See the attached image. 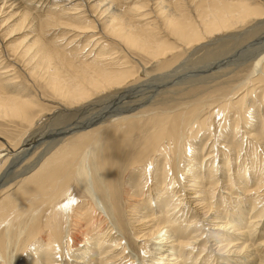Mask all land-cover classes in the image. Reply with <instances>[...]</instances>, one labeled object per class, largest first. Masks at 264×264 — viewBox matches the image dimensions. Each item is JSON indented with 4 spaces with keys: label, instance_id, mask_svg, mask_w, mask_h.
<instances>
[{
    "label": "bare ground",
    "instance_id": "obj_1",
    "mask_svg": "<svg viewBox=\"0 0 264 264\" xmlns=\"http://www.w3.org/2000/svg\"><path fill=\"white\" fill-rule=\"evenodd\" d=\"M135 1L145 6L127 7ZM261 34L264 0H0V122L23 139L50 124L57 134L13 175L21 144L0 137V264L16 246L20 264H144L150 244L152 264H264V49L251 67L234 57ZM202 66L206 76L174 83ZM237 191L249 207L225 221L213 199L227 208Z\"/></svg>",
    "mask_w": 264,
    "mask_h": 264
},
{
    "label": "rangeland",
    "instance_id": "obj_2",
    "mask_svg": "<svg viewBox=\"0 0 264 264\" xmlns=\"http://www.w3.org/2000/svg\"><path fill=\"white\" fill-rule=\"evenodd\" d=\"M132 6H136V7H139V8H142V7H144L145 6V3L143 2V1H135V2H133V3H131L129 6H127V7H132ZM45 7V5H43V8ZM48 7V6H47ZM5 34H8V32L7 33H5ZM262 35V36H261ZM259 37L257 36V37H255V39L253 38V39H251L249 42H247L246 44L247 45H245V47L243 48V49H241L242 51H238V50H240V49H238L237 51V54L235 53L234 54V57L235 56H237V58L235 57V59L236 60H241V61H239L241 64H247L248 66H252L253 65V61H249L250 60V58H253L254 57V54L256 53V52H258V51H260L261 52V50L262 49H264L263 47H264V34H261ZM11 36V37H10ZM27 36H28V33H27V31L25 30V29H23V30H21V31H18L16 34H12V35H9L8 36V41H6V43H5V48H6V50H7V54H8V56H10V57H12V56H15V54H17L18 52H20L21 51V48H23V46L25 45V40H26V38H27ZM58 36L60 37V35L58 34ZM10 38V39H9ZM60 40H62L61 39V37H60ZM111 43V48H113V49H115V50H119V46L117 45V44H115V43H113V42H110ZM85 44V43H84ZM251 51V52H250ZM252 52H254V53H252ZM249 53V54H248ZM241 54V56H239ZM123 55V54H122ZM137 56H139V55H137ZM137 56H136V54H134L133 55V57L135 58V59H137ZM132 57V58H133ZM245 57V58H244ZM133 58V59H134ZM140 59V58H139ZM248 59V60H247ZM18 65H20V67H21V70L22 71H27V67H24V65H23V60H21L20 58H18ZM136 62L134 63V67L135 68H137V70H139L140 69V67H139V64H138V60H135ZM245 62H247V63H245ZM143 63H144V65H146V63H148L146 60H144L143 59ZM191 64H188L187 65V67H189ZM186 67V66H185ZM183 68V70L181 71V72H179V73H181V75H179V74H177V75H174V77H173V81H174V83H179V82H182V80H185V79H187L188 77H194V78H201V77H204V76H206L207 75V73L208 72H205L204 71V69L205 68H203V66H202V68H199V69H197V68H193V69H186V68ZM205 67V66H204ZM210 67H212L213 69H214V67L213 66H208V67H206V69L207 70H209V69H212V68H210ZM31 68H34V75L35 76H38L39 75V72L40 71H43L44 70V65L43 64H39V59H37V60H35L34 61V63L31 65ZM186 69V70H185ZM197 69V70H196ZM248 70H250V69H248ZM196 71H197V73H196ZM204 71V72H203ZM28 72V71H27ZM214 71H211V73H213ZM186 73V74H185ZM182 74H183V76H182ZM188 74H190V75H188ZM245 74H248V72H246ZM244 74V75H245ZM153 75V74H152ZM20 77V79L22 80V85L25 87V85L27 86V88L28 89H30L31 91H38L39 93H40V95L44 98V99H49V98H51L52 97V94H51V92H50V88H49V86L48 85H46V84H44V83H42V82H39V81H36V84L35 85H33L32 84V82L31 81H29V79L26 77V75L24 74V72H21L20 73V75H19ZM180 76V77H179ZM219 80H221V81H219ZM219 80H217L218 81V83H220V82H223L224 80L222 79V78H220ZM223 80V81H222ZM217 81L216 82H214L211 86H213L214 84H218L217 83ZM191 86H195V85H191ZM191 86H186L187 88H189V87H191ZM186 87H183V86H181V87H176V90H177V92H179V91H181L180 89H186ZM175 88V87H174ZM173 88V89H174ZM176 92V91H175ZM177 97V96H176ZM177 98H179V96L177 97ZM52 125L50 124V125H48V127H46L45 128V130H43V131H41V132H39V133H37V135L35 134V135H33V136H27L26 137V139L24 138H22V136H21V132L18 130V129H16V128H14V127H19L16 123H12V122H9V123H5L4 124V122H0V137H2L4 140L5 139H7V140H9V141H12V142H15V143H17V144H21V147H19L18 148V150L16 151V156L14 155V156H9L10 157V159H11V162H10V164L7 166V170L8 169H10L9 171L10 172H8L7 170V173L10 175V173L13 175L14 173L13 172H17V170H20V169H23V168H25V166H24V164L25 163H22V164H20V163H16V161H18V160H20V159H24V158H27L28 156H32V155H34L35 154V152H38L39 150H41V149H45L46 147H48L53 141H54V139H56L57 138V134L55 135V133H51V132H54V127H51ZM51 130H49V129ZM53 129V130H52ZM48 131V132H47ZM42 133V134H41ZM54 134V135H53ZM56 136V137H55ZM23 142V143H22ZM3 143L4 142H2V140H0V146H2L3 145ZM46 143H47V145H46ZM49 143V144H48ZM45 146V147H44ZM252 151V150H251ZM259 151V150H258ZM253 153V152H252ZM254 154V153H253ZM30 158V157H29ZM248 159V160H247ZM246 160L248 161V162H250V158H247ZM14 160H15V162H14ZM246 164H247V162H246ZM239 165V164H238ZM10 166V167H9ZM251 166V164L249 165V167ZM248 167V172H249V168ZM251 167H253V166H251ZM16 169V170H15ZM205 169V167L204 168H202V170H204ZM206 169H207V167H206ZM254 172H257L258 171V169H254L253 170ZM255 174V173H254ZM252 175H253V173H252ZM220 183H221V180L219 181V185H220ZM250 185V184H249ZM242 186V185H241ZM177 188H178V190H177ZM177 188H176V192H177V194H176V196H175V198H174V200H176L177 201V199L179 198V197H181L179 200H182V202L185 204V202H187V197L188 196H186V193L181 189V187L179 188V186H177ZM180 190H181V192H180ZM186 191V190H185ZM187 193L189 192V191H186ZM227 193V192H226ZM237 193H238V191H237ZM239 195H235L234 197H233V201H234V203H232L231 205H229V207H227V208H225L226 206V204L227 203H225V201H226V197L224 196V200L222 199V201H221V199H220V197H218L219 195L218 194H216V198H214L213 199V201H214V204L215 203H218L217 204V207H221V209H222V211L225 209V211H223V213H222V217H226L225 218V221H230V222H232V221H234L238 216L237 215H233L234 213L236 214V212H237V210H238V208H241V207H243L245 204V206L248 208L249 207V203H247L246 201L244 202L243 200L242 201H238V203H235L236 201V197L238 198V196H239V198L238 199H241L242 198V193H238ZM240 194H241V196H240ZM179 195V196H178ZM184 197V198H182V196ZM189 195V194H188ZM184 200H185V202H184ZM218 201V202H217ZM221 202V203H220ZM224 202V203H223ZM244 204H243V203ZM220 204V205H219ZM243 205V206H242ZM231 206H233V207H231ZM236 206V207H235ZM238 206V207H237ZM241 206V207H240ZM184 207V206H183ZM224 208V209H223ZM231 208V209H230ZM233 208V209H232ZM234 208H236V209H234ZM187 209V208H186ZM184 210V213L182 214L181 212V214L180 213H178V214H176V217H178V219H180V222H182V221H184V218L183 217H185V219H186V213H187V210ZM235 211V212H234ZM186 212V213H185ZM194 212V211H193ZM227 214H226V213ZM230 212H232V213H230ZM234 212V213H233ZM254 213H255V211H253ZM252 212V213H253ZM253 213V214H254ZM180 215H182V216H180ZM179 216H180V218H179ZM228 216V217H227ZM173 217V216H172ZM233 217V218H232ZM235 217V218H234ZM187 218H189V215L187 216ZM226 219H228V220H226ZM231 219V220H230ZM234 219V220H233ZM182 220V221H181ZM259 222V221H258ZM264 223V222H263ZM110 227H111V225H109ZM260 226V227H259ZM259 229H258V232H259V234H262V233H264V224H263V226H262V223H260L259 224ZM182 227H184V224H183V226ZM209 227H211V226H209ZM209 227H207V229L209 228ZM214 227H217V226H212L211 228H214ZM257 229V228H256ZM166 230V229H165ZM204 230V229H203ZM202 230V231H203ZM115 232H116V230H114ZM201 231V232H202ZM232 231V230H231ZM201 232H199V234L201 233ZM117 233V232H116ZM197 234V233H196ZM117 236H118V234H116ZM235 237V236H234ZM234 237H232V239H234ZM208 238V237H207ZM207 238H206V236L203 238V239H205V240H207ZM213 240H216L215 238L214 239H211V241H210V243H208V247L209 246H211V248L214 250L215 248L217 249V246L218 245H214L215 244V242L213 241ZM156 242H158V241H156ZM227 242H225L224 244H226ZM151 246H150V250H149V254H147L146 255V257L145 258H143L144 256H143V254L142 253H140L139 251H137L138 249L136 248V247H134L133 248V253H131L132 254V256L133 257H136L137 255L139 256V257H141V258H143V262H144V264H152V262H153V260H154V254L156 253V247H154V245H152V244H150ZM107 246H110V245H108V243H107V245L106 244H104V247L106 248ZM139 246V245H138ZM17 247V246H16ZM16 247H13L10 251H9V254L11 255V253H12V255L13 256H10V255H8V260H9V262L11 263V260H12V264H15V263H18V264H20L21 263V261L24 259L23 257L25 256V253L24 254H22V256H19V252L17 251V250H15V248ZM108 248V247H107ZM139 248V247H138ZM135 249V250H134ZM111 250H112V248H110V249H107L106 251H108L110 254H111ZM12 251V252H11ZM16 251V252H15ZM135 251V252H134ZM11 252V253H10ZM112 252H113V250H112ZM129 252H131L130 250H129ZM208 252V250L206 251V253ZM16 254V255H15ZM200 254H201V251L199 250H194V252L192 253V256L190 257V260H191V262L190 263H192V261H194V260H196L199 256H200ZM76 255V254H75ZM260 255L264 258V254L262 255V253H260ZM18 256V257H17ZM70 256H74V252L73 253H71L70 254ZM15 257H17V258H19V259H17V258H15ZM225 257V258H224ZM12 258V259H11ZM60 258V257H59ZM58 258V259H59ZM21 259V260H20ZM64 259L66 260V258H63V262H64ZM214 259V258H213ZM212 259V260H213ZM221 259V260H220ZM223 259V260H222ZM230 259V260H229ZM61 259H59L58 261H60ZM212 260L211 261H209V264H211L212 263ZM233 261V262H232ZM15 262V263H14ZM202 262V261H201ZM204 262V261H203ZM203 262L201 263V264H203ZM228 262V263H227ZM66 263V262H65ZM217 263H220V264H235L234 263V260H232V258H231V256H222V255H219V259H218V262H216L215 261V264H217Z\"/></svg>",
    "mask_w": 264,
    "mask_h": 264
},
{
    "label": "clouds",
    "instance_id": "obj_3",
    "mask_svg": "<svg viewBox=\"0 0 264 264\" xmlns=\"http://www.w3.org/2000/svg\"><path fill=\"white\" fill-rule=\"evenodd\" d=\"M4 225H0V227H3Z\"/></svg>",
    "mask_w": 264,
    "mask_h": 264
}]
</instances>
